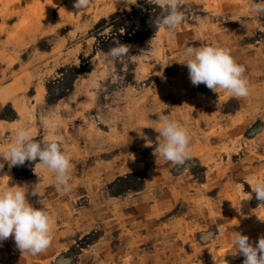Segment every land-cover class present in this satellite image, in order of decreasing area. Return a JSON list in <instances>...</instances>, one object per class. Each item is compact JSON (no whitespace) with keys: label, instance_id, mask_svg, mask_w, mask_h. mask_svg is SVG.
Returning a JSON list of instances; mask_svg holds the SVG:
<instances>
[{"label":"rangeland","instance_id":"374dc122","mask_svg":"<svg viewBox=\"0 0 264 264\" xmlns=\"http://www.w3.org/2000/svg\"><path fill=\"white\" fill-rule=\"evenodd\" d=\"M260 0H183L186 20L169 36L147 0H0V146L27 126L58 139L71 158V193L61 195L36 163L0 170V190L38 184L34 207L54 220L37 255L14 238L0 264H243L234 232L264 236V12ZM158 31V32H157ZM114 40L129 55L107 54ZM228 48L244 65L246 98L193 86L179 63L186 46ZM113 78L116 82L113 83ZM163 112L191 133L183 165L155 163ZM134 129V130H133ZM40 199V203H39ZM261 219H259V218Z\"/></svg>","mask_w":264,"mask_h":264},{"label":"clouds","instance_id":"9594fccd","mask_svg":"<svg viewBox=\"0 0 264 264\" xmlns=\"http://www.w3.org/2000/svg\"><path fill=\"white\" fill-rule=\"evenodd\" d=\"M147 2L159 6L161 10L152 20L153 25L158 31L164 30L167 35L174 36L186 20L183 0ZM89 4L90 0H75L74 7L82 10L87 9ZM254 10L258 13L264 12V0L256 3ZM113 43L115 46L107 52L109 56L121 59L129 55L130 45L121 44L118 40ZM179 63L187 66L193 86L204 84L215 93L226 92L237 99L246 98L250 94L245 66L235 60L228 48L217 45L186 46ZM115 82L116 78H113V83ZM154 130L159 137L155 147L145 134L140 135L145 140L144 147L153 148L152 155L157 165L162 161L183 165L190 158L191 133L179 121L161 112L158 116V127ZM0 159L7 162L9 168L39 159L34 168L35 174L38 175L37 168L40 172L51 174L52 182L61 195L72 191L71 158L62 149L58 139L42 138L36 141L27 126L20 127L15 130L9 145L0 146ZM3 168L4 163L0 162V170ZM251 188L260 206L264 205V181H258ZM28 195L40 197L39 185L34 184L29 188L25 184L0 190V242L14 238L15 245L22 254L37 255L52 244L54 220L45 207H34L27 199ZM232 243L235 253L238 252L244 257L243 264H264V236L253 245L248 236L234 232ZM215 262L218 264L216 260ZM220 264L227 262L223 259Z\"/></svg>","mask_w":264,"mask_h":264}]
</instances>
